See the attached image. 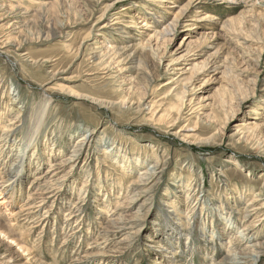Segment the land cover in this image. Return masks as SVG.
<instances>
[{
	"label": "rangeland",
	"instance_id": "rangeland-1",
	"mask_svg": "<svg viewBox=\"0 0 264 264\" xmlns=\"http://www.w3.org/2000/svg\"><path fill=\"white\" fill-rule=\"evenodd\" d=\"M0 80V153L52 111L0 264H264V0H0Z\"/></svg>",
	"mask_w": 264,
	"mask_h": 264
},
{
	"label": "bare ground",
	"instance_id": "bare-ground-1",
	"mask_svg": "<svg viewBox=\"0 0 264 264\" xmlns=\"http://www.w3.org/2000/svg\"><path fill=\"white\" fill-rule=\"evenodd\" d=\"M162 1V0H161ZM131 8V7H130ZM127 10V9H125ZM124 10V11H125ZM130 10V9H129ZM128 10V11H129ZM145 23V22H144ZM63 28V27H62ZM173 25L171 26H168V27H165V29L163 30V34L162 36L164 37V35H170V33L172 31H174L173 29ZM63 30V29H62ZM58 35V34H57ZM54 37V36H52ZM5 38V37H4ZM7 41V40H6ZM3 43V42H2ZM7 44V43H6ZM5 46V45H4ZM7 46V45H6ZM5 46V47H6ZM18 47V46H17ZM19 48V47H18ZM17 49V48H16ZM112 50V49H111ZM117 50V49H116ZM115 51V50H114ZM11 53V52H10ZM20 54V53H19ZM14 55V54H13ZM18 56V55H17ZM100 56V55H99ZM27 57V56H25ZM20 58V57H19ZM23 58V56H22ZM96 58H98L96 56ZM28 59V58H27ZM24 61V60H23ZM33 61V60H32ZM32 63V62H31ZM35 65V63H34ZM41 65V64H40ZM37 66V65H36ZM1 76H3L1 74ZM5 78V77H4ZM1 81V80H0ZM5 84V83H4ZM10 84V83H9ZM12 84V83H11ZM9 86V85H8ZM17 87V86H16ZM19 87V86H18ZM14 88V87H13ZM6 89V88H5ZM15 89V88H14ZM24 89V88H23ZM15 92H16V95H13V93L9 94V95H12L10 96V101L9 105H18L19 106V103H17V100H22L21 99V93L20 91L18 92L17 89H15ZM7 93V92H6ZM31 95V93H30ZM3 96V95H2ZM3 98V97H2ZM2 101V100H1ZM3 102V101H2ZM24 102V101H23ZM5 106V105H4ZM24 106V105H23ZM27 106V105H26ZM25 106V107H26ZM36 106V104H35ZM50 101L48 100H41L40 101V104L37 105V112L34 113V112H30V113H27L26 110H23L22 107H21V111H19L17 114V116L14 118V120L16 121H20L21 124L23 122H26L28 123V127L31 128V131L29 132V134H27L29 136V138H25L24 140H21V141H17L16 138L13 139V143L11 144V139L8 140V137L12 135H16L17 132H19L18 130H20L21 128H15L13 126H15L12 122L14 121H10L12 124H10L7 128H5V130H3V136H5V139L3 140V142L6 141V143L8 145L7 147V150L6 152L3 154V152L0 153V173H1V170L6 166V169L9 168L11 170V173H7L6 172H2V174L4 175L3 177H1L0 179V197L1 196H5L6 197V200H3L4 198H0L1 202L0 204H6V207L9 208L10 205H13L12 202H16L17 201V195L19 193V190L20 188L23 186L24 183H26L28 180H29V177H30V174H29V164H27V158H30L31 160H33V158L35 159V153L37 152L38 148H39V142H36L37 141V138L39 137L38 135L41 134V132H43L42 130H45V129H48L49 127H45L46 126V122H47V118H50L49 116L51 115V107H50ZM10 107V106H9ZM14 107V106H13ZM30 107V106H28ZM35 108V107H34ZM29 109V108H28ZM153 109V107H152ZM7 110V108L5 109ZM16 110V109H15ZM30 110V109H29ZM1 111V110H0ZM11 111V110H10ZM9 111V112H10ZM152 111V110H151ZM155 112V111H154ZM24 114V119H23V122L21 121L20 117L21 115ZM156 114V112H155ZM153 114V115H155ZM13 118V117H12ZM164 118L163 116L160 117V119ZM5 119V118H4ZM11 119V118H10ZM25 125V124H23ZM13 127V128H12ZM24 128V127H23ZM47 132V131H46ZM18 135V134H17ZM22 135V134H21ZM46 136V135H45ZM20 137V136H19ZM91 137V136H90ZM4 138V137H3ZM18 138V137H17ZM40 139V138H38ZM53 140V139H51ZM50 140V141H51ZM87 139L85 140H81L77 143V145L75 146V150H73L72 153H74L70 158L69 160L66 161V166L73 163L74 161V158L78 155V152H81L83 150V148L85 147V145L87 144ZM51 143V142H50ZM53 144L51 145H56L57 142L55 141H52ZM6 144V146H7ZM18 147L19 148V151L17 153V157H16V160L12 159V156H10L12 154V152L14 151V149L16 148L15 147ZM50 146V145H49ZM113 148L115 147L114 145L112 146ZM17 149V148H16ZM115 149H117V147L114 148V150H112V148H108L107 151L109 150L110 153H113V151H115ZM18 150V149H17ZM106 151V152H107ZM109 153V152H108ZM119 153V152H118ZM3 154V157L1 156ZM32 154V155H31ZM123 154V153H122ZM13 155V154H12ZM124 156H126V154H123ZM125 159V158H124ZM30 160V161H31ZM36 160V159H35ZM34 161V160H33ZM53 166V165H52ZM52 168V167H51ZM52 170V169H51ZM52 174V173H51ZM53 176V175H52ZM42 177V176H41ZM37 178V176H36ZM35 178V181H39L40 178ZM8 184V186H6ZM36 184V183H35ZM32 185V184H31ZM50 185V184H49ZM44 188V187H43ZM61 188V187H60ZM41 192V191H40ZM48 192V191H47ZM40 194V193H39ZM42 194V193H41ZM147 191H136L135 193V199L133 200V203L135 202H138L140 203L141 201L145 200L144 198H147ZM261 196V193H259L257 195V197ZM37 199V198H36ZM35 199V201H36ZM40 199V198H39ZM33 200V198H30V200L27 201V203H30V201ZM147 200V199H146ZM148 201V200H147ZM146 202V201H145ZM257 200L255 199L252 203H256ZM144 203V202H143ZM42 204V203H41ZM252 204V205H253ZM142 207L144 206L143 204H141ZM140 205V206H141ZM251 205V204H250ZM248 205V206H250ZM263 206V205H262ZM142 207H139L140 209ZM108 208V207H107ZM77 209V207H76ZM261 207L260 208H257L256 210H253V213L257 212V211H261ZM36 207L31 205V204H24L22 205V207L20 208L19 211L17 212H13L14 214V217H19L21 220H19L21 223L22 222H27V221H30L31 217L36 213L35 212ZM80 210V209H79ZM103 213V212H102ZM104 213L105 215H109V217H111V213H112V210L110 209L109 211L107 209L104 210ZM37 214V213H36ZM73 214L74 212H72L71 214H69V219H72L73 217ZM114 214V213H113ZM12 215V216H13ZM251 215V212L249 213L248 212V216ZM13 219V218H12ZM15 219V218H14ZM74 219V218H73ZM45 220V219H44ZM80 219H77V223ZM184 220V219H183ZM15 221V220H14ZM18 221V222H19ZM11 222V221H10ZM19 222V223H20ZM113 223V222H112ZM114 223H117V224H114V226H117L115 228L119 229V230H122L124 231L126 226H123V221H118V222H114ZM15 224V223H14ZM23 225V224H22ZM17 226V225H16ZM20 226V225H18ZM12 227V226H11ZM34 229V228H33ZM183 229V228H182ZM256 232V231H255ZM182 232H178L177 235L180 236ZM244 234V233H243ZM238 235V238L241 239L243 238L244 239V235ZM13 236V235H12ZM5 235L0 231V239L1 238H4ZM8 239V238H7ZM2 240V239H1ZM245 241V240H244ZM243 241V242H244ZM1 242V241H0ZM11 243V242H10ZM239 244V243H238ZM245 244V243H244ZM14 245V244H13ZM20 250L23 252V253H28V249L27 248H24L23 246H20ZM250 249L252 250V252L255 250V246H251L250 244L246 245V249ZM251 252V253H252ZM259 254V253H258ZM2 255V254H1ZM4 255V254H3ZM252 256L250 254H243V253H237L236 251L233 252V253H230V260H229V264H243L242 261L245 259V257L247 258V256ZM7 257V256H6ZM253 257V256H252ZM258 257H256L255 260H257ZM227 263V262H225Z\"/></svg>",
	"mask_w": 264,
	"mask_h": 264
}]
</instances>
